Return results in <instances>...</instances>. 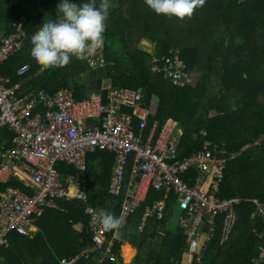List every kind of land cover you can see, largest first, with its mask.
Listing matches in <instances>:
<instances>
[{
	"label": "trees",
	"instance_id": "16d2710c",
	"mask_svg": "<svg viewBox=\"0 0 264 264\" xmlns=\"http://www.w3.org/2000/svg\"><path fill=\"white\" fill-rule=\"evenodd\" d=\"M109 1L117 5L109 9L105 44L94 56L104 62L92 68L73 56L63 68L42 70L30 55L31 39L45 21L57 18L61 0H45L41 5L35 0H0V46L3 38L16 33L19 18H27L24 45L1 65V75L11 80L10 86H19L20 94L70 89L76 100L105 92L107 87L142 90L146 106L152 100L156 104L150 126L157 122L162 127L171 120L182 129V158L202 150L206 142L237 154L226 164L218 195L223 200H243L235 207V226L222 242L225 215L220 214L214 230L206 231L211 239L204 246L202 261L196 257L191 264H252L264 247V223L259 217L252 219L256 206L250 202L264 201V0H206L184 21L157 15L145 0ZM68 2L80 5L90 0ZM100 3L96 0L97 7ZM144 40L153 44L152 53L141 47ZM171 49L179 50L189 72L201 74L196 87L174 86L162 74L152 72L153 57L167 55ZM25 65L28 70L20 74ZM13 138V132L0 127V147ZM115 162L112 152L89 153L85 176L90 203L119 217L124 198L109 190ZM57 167L63 175L75 173L62 164ZM186 176L194 185L199 173L191 169ZM212 180L213 174L208 186ZM8 186L31 193L16 180L0 184V191ZM163 197L164 192L150 189L127 226L118 234L108 232L114 246L102 263L103 253L91 249L90 219L83 203L58 200L56 208H45L35 216L38 232L33 238L10 234L9 247H0V264H60L76 256H80L78 264H126L122 257L126 243L139 250L132 264H183L187 236L179 227L168 231L178 208L174 194L169 197L165 219L151 217L140 231L145 210Z\"/></svg>",
	"mask_w": 264,
	"mask_h": 264
},
{
	"label": "built area",
	"instance_id": "2783aa9c",
	"mask_svg": "<svg viewBox=\"0 0 264 264\" xmlns=\"http://www.w3.org/2000/svg\"><path fill=\"white\" fill-rule=\"evenodd\" d=\"M35 1L41 5L45 0ZM26 23L27 18L21 16L16 33L3 38L0 46V127L14 133L12 142L0 147V184L16 180L31 193L15 186L0 191V247H9L12 233L33 238L38 232L35 216L45 208H56L58 200L83 203L91 221L100 209L90 203L85 176L88 154L105 150L116 156L109 190L124 198L121 214L125 223L120 230L146 201L150 189L164 192V197L145 210L141 232L147 219H165L169 197L174 194L180 211L178 227L187 236L184 256L190 257L189 264L196 257L201 262L204 246L211 239L207 233L214 230L217 217L225 215L222 242L235 226V207L243 200H223L218 195L226 164L237 154L206 142L202 150L182 158V129L171 120L162 127L157 122L150 126L156 104L152 100L146 106L142 90L107 87L105 92L89 94L82 100H76L70 89L54 94H20L19 86H10L11 80L1 75V65L22 49ZM102 62V58L92 57L88 64L94 68ZM152 64V72L162 74L174 86L196 87L200 82L201 74L187 70L179 50L153 57ZM27 70L25 65L19 73ZM59 164L73 168L75 173L63 175ZM191 169L199 173L194 185L183 177ZM211 174L213 180L208 186ZM250 202L256 206L252 219L259 217L264 223V201ZM90 221L91 249L103 253L99 259L102 263L112 253L114 242L109 241L108 232ZM85 255L89 257L87 252ZM79 261L80 256H76L62 259L60 264ZM252 264H264L263 246Z\"/></svg>",
	"mask_w": 264,
	"mask_h": 264
},
{
	"label": "clouds",
	"instance_id": "9594fccd",
	"mask_svg": "<svg viewBox=\"0 0 264 264\" xmlns=\"http://www.w3.org/2000/svg\"><path fill=\"white\" fill-rule=\"evenodd\" d=\"M145 3L157 15L184 21L191 19L206 0H145ZM110 7L109 0H101L98 7L96 0L80 5L61 0L57 5V18L45 21L32 36V59L42 70L63 68L73 56L92 63V57L105 44L104 33ZM90 223L99 225L105 232L114 231L118 234L125 217L123 214L117 217L100 209L92 215Z\"/></svg>",
	"mask_w": 264,
	"mask_h": 264
},
{
	"label": "rangeland",
	"instance_id": "374dc122",
	"mask_svg": "<svg viewBox=\"0 0 264 264\" xmlns=\"http://www.w3.org/2000/svg\"><path fill=\"white\" fill-rule=\"evenodd\" d=\"M114 9V6L110 7V10ZM141 47L145 50H147L148 52H153L154 51V46L153 44L149 43L148 41L144 40L141 43ZM82 78L85 79V76H82ZM179 217H180V211L177 208V210L175 211V213L173 214V216L171 217L169 224H168V231L169 232H175L176 229L178 228V222H179ZM127 249V248H126ZM128 250V249H127Z\"/></svg>",
	"mask_w": 264,
	"mask_h": 264
},
{
	"label": "crops",
	"instance_id": "0c3cea01",
	"mask_svg": "<svg viewBox=\"0 0 264 264\" xmlns=\"http://www.w3.org/2000/svg\"><path fill=\"white\" fill-rule=\"evenodd\" d=\"M242 1H244V0H242ZM109 4H110L111 7H112V6L116 7V5H117L116 1H109ZM34 225H35V224H34ZM35 227H36V226H35ZM76 228H77V227H76ZM77 229H78V231H81V230H82V227L80 226V227L77 228ZM77 229H76V230H77ZM37 230H38V229H37ZM127 247H132V249H134V251H135V254H134V256H133V258H132V260H131L130 262H128V261L126 260L127 257H128V250L126 249ZM124 254H125V255H124ZM138 254H139V250L136 249L134 246H132V245L129 244V243H126V244L122 247V257H123L124 262H125L126 264H132V263H134V261L136 260ZM190 261H191L190 257H188V256H184V257H183V264H189Z\"/></svg>",
	"mask_w": 264,
	"mask_h": 264
},
{
	"label": "bare ground",
	"instance_id": "6f19581e",
	"mask_svg": "<svg viewBox=\"0 0 264 264\" xmlns=\"http://www.w3.org/2000/svg\"><path fill=\"white\" fill-rule=\"evenodd\" d=\"M128 249V257H127V261L130 262L135 254L134 249H132V247H127Z\"/></svg>",
	"mask_w": 264,
	"mask_h": 264
}]
</instances>
